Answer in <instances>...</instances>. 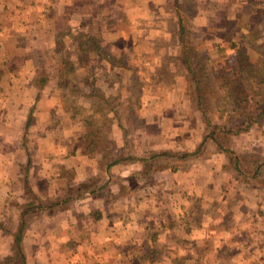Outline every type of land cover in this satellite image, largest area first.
Listing matches in <instances>:
<instances>
[{
  "label": "crops",
  "instance_id": "0c3cea01",
  "mask_svg": "<svg viewBox=\"0 0 264 264\" xmlns=\"http://www.w3.org/2000/svg\"><path fill=\"white\" fill-rule=\"evenodd\" d=\"M204 1L199 2L201 13L209 9L217 18L235 14L245 0ZM133 2L144 7V0H0V94L6 96L0 103L8 117L0 119V208L16 222L26 184L46 207L50 199L63 204L69 188L90 185L65 210L50 215L45 210L27 230V264L256 261L264 254V198L249 192L256 170L228 166L222 152H216L212 170H151L160 160L154 158L159 150L127 156L123 133L116 156L100 145L88 150L78 126L65 130L62 122L51 120L50 113L63 111V93L52 86L58 77L42 72L48 52L64 35L96 30L104 39L101 35L122 32L114 19L133 13ZM254 3V19L261 27L264 0ZM101 74L112 81V73ZM42 77L48 80L44 85ZM108 159L119 163L108 168ZM20 160L25 170H18ZM12 242L0 230V258L10 253Z\"/></svg>",
  "mask_w": 264,
  "mask_h": 264
},
{
  "label": "rangeland",
  "instance_id": "374dc122",
  "mask_svg": "<svg viewBox=\"0 0 264 264\" xmlns=\"http://www.w3.org/2000/svg\"><path fill=\"white\" fill-rule=\"evenodd\" d=\"M199 2L205 1L180 0L178 12L176 0H144V7L140 9L133 2L129 9L133 13L114 19L118 21L117 29L120 28L122 32L117 30L111 31L109 36L101 35L104 39L99 37L100 33L96 30L88 32L98 38L105 54H79L75 40L77 34L60 38L54 51L48 52L49 57L43 60L41 67L42 72L58 77L52 86H57L63 93V111L50 113L52 122H62L65 130H72V125L78 126L76 132L83 138L88 150L100 145L102 151L116 156L119 150L117 145L123 143L118 140L122 132L117 122L121 121L128 131L127 139L122 138L126 141L127 156L132 153V156L138 157L140 152L144 151L145 154L151 149L189 155L184 160L173 158L167 163L165 158H160L151 170L171 169L169 164L178 170L194 167L212 170L211 163L217 160L219 148L209 140L199 150L203 139L212 130L208 128L204 112L195 103L198 83L191 80V74L180 56V20L186 28L185 37L190 48L188 55L192 68L199 76L201 92L208 104L205 106L208 119L212 125L227 128L240 126L244 120L228 117L230 107L223 104L221 94L218 97L219 77L235 65L234 56L239 50L246 51L251 61L258 62L264 74V23L259 27L254 19V0H245L237 7L235 14L217 18V14L211 13L209 9L201 13L203 7ZM51 56L53 58L49 60ZM102 72L112 73V81L103 80ZM95 92V95H106V98L119 94V102L114 103L115 112L109 109L96 112L98 100L89 98ZM5 97L4 92L0 94L1 100ZM60 97L57 96L58 100ZM3 105L0 103V110ZM3 108L0 111L1 120L8 118ZM86 119L91 121V126L85 123ZM91 131L102 133L89 138ZM114 140L119 142L115 143ZM224 144L234 155L233 162L241 169L256 170V180L253 183L249 181L254 188L249 192L252 191L251 195L254 193L256 198H264V119L248 133L231 135ZM4 154L6 156V152ZM222 154L228 160L227 155ZM108 160V163L113 161ZM22 161L18 170H25ZM129 161V164L134 165L132 170H136L137 164L133 160ZM228 166H233L229 160ZM104 167L101 165L100 170ZM243 197L242 191H239L238 199ZM258 212H262V209ZM7 214L6 210L0 208L3 222L10 219ZM242 255L238 256L241 258ZM243 264H264V254L258 255L256 261L250 260Z\"/></svg>",
  "mask_w": 264,
  "mask_h": 264
},
{
  "label": "trees",
  "instance_id": "16d2710c",
  "mask_svg": "<svg viewBox=\"0 0 264 264\" xmlns=\"http://www.w3.org/2000/svg\"><path fill=\"white\" fill-rule=\"evenodd\" d=\"M176 1V10L178 12L180 10V0ZM180 23L178 33L179 46L181 47L180 56L184 61L185 67L191 74V80L198 83L199 91L196 95L195 103L199 106V109L204 112L203 114L207 120L208 128L212 130L211 133L203 139L199 150H201L209 140L213 141L219 148V152L225 153L228 157L229 163L233 165L232 167L238 170L239 166L233 162L234 155L226 148L224 141L227 142L231 135H241L243 133L250 132L253 126L259 124L264 119V74H262V69L258 62L251 61L249 54L246 51L239 50L234 56L235 65H232L229 70H225L219 77L217 92L218 90L221 92H218V97L220 94L222 95L224 100L223 104H225L226 107H230V114H228V117L232 119L244 120V122L242 125L236 126L235 128L212 125L211 120L208 119L205 112L207 110L205 106L208 104L205 103L206 98L203 97V93L201 92L202 84L198 81L199 76L194 72L191 58L188 55L190 48L185 37L186 28L182 24V20H180ZM75 40L77 46H79V54L81 55H89L93 52H101L102 54H105V52L102 51L98 38L94 35L79 33ZM40 82L44 85L48 82V80L42 77ZM95 94L96 92L89 95V98L95 97L98 100L96 112H104L105 109L115 112L114 103L119 102V95L106 98V95ZM85 123L89 126L92 125L91 121L87 119L85 120ZM117 124L122 130L123 137L126 140L128 133L127 129L121 121H118ZM101 133V131L96 133L91 131L89 138L92 136L98 137L97 135H100ZM188 156L189 155L187 154L180 155V152L161 150L159 153L154 155V158H165V162L167 163L170 159L180 158L184 160ZM131 159L132 158H130V160ZM118 163V160H114L108 165V168H111ZM168 166L173 171L178 170V168L173 164H169ZM87 184L89 183L84 184V186L79 190L77 188L75 189V187L69 188L68 192H66L63 197V204L50 199L47 207L39 203L40 200L37 195L30 189L29 185L26 184L23 193L25 202L20 206L18 220L14 222L9 219L8 221L0 222V230L9 233L13 240L10 253L5 257L0 258V264H27V257L24 253L23 245V239L27 230L34 222H38L42 218L45 210H47L46 212L49 215L56 211L65 210L69 201L73 200L76 196L83 195V193L87 191L90 186ZM90 191L93 193V190ZM94 194L96 195V192H94ZM100 194L103 195L102 192H100Z\"/></svg>",
  "mask_w": 264,
  "mask_h": 264
}]
</instances>
